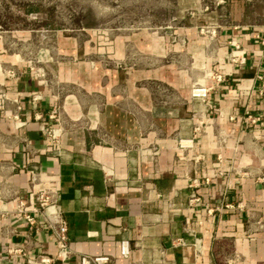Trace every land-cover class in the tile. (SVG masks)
<instances>
[{
    "label": "crops",
    "instance_id": "0c3cea01",
    "mask_svg": "<svg viewBox=\"0 0 264 264\" xmlns=\"http://www.w3.org/2000/svg\"><path fill=\"white\" fill-rule=\"evenodd\" d=\"M239 9L212 41L184 30L202 78L156 68L144 78H55L84 88L63 94L57 141L42 128L56 95L0 53V264H27L10 247L55 254L43 216L30 224L15 210L18 198L31 208L41 187L53 190L72 249L52 264H79L83 253L108 255L105 264H264V20L256 6ZM235 44L245 62L231 60ZM198 84L211 86L206 97L192 95ZM88 98L131 106L102 112ZM87 103L98 119L89 125L78 121ZM179 138L192 144L183 149Z\"/></svg>",
    "mask_w": 264,
    "mask_h": 264
},
{
    "label": "rangeland",
    "instance_id": "374dc122",
    "mask_svg": "<svg viewBox=\"0 0 264 264\" xmlns=\"http://www.w3.org/2000/svg\"><path fill=\"white\" fill-rule=\"evenodd\" d=\"M253 2L0 0V53L15 56L27 72L56 95L53 122L46 125L61 129L63 94L84 93V88L56 82L55 78H144L154 68L165 76L179 77L178 70H182L190 78H202L205 69L201 58L193 63L184 30L193 27L212 41L215 35L211 31L233 23L244 5L256 6L258 20L263 21L264 0ZM195 46L194 53L199 45L195 42ZM210 74L215 78L217 72ZM116 87L122 89L121 84H114V90ZM87 101L102 112L107 105L115 109L131 106L121 98ZM88 103L78 119L85 125L98 120L88 113Z\"/></svg>",
    "mask_w": 264,
    "mask_h": 264
},
{
    "label": "built area",
    "instance_id": "2783aa9c",
    "mask_svg": "<svg viewBox=\"0 0 264 264\" xmlns=\"http://www.w3.org/2000/svg\"><path fill=\"white\" fill-rule=\"evenodd\" d=\"M211 33H215V30H212ZM264 42V37L262 38ZM231 60L238 62H245L246 55L245 50L240 47L238 44H235V49L230 55ZM9 73H13L12 70H9ZM264 76V72L259 75V77ZM223 78L222 74L217 73L215 75V83L220 81ZM211 86L205 84L194 85L191 88V93L194 96L201 98L206 97L207 92ZM261 94L264 93V87L260 90ZM39 94L33 93L32 99L35 100L38 98ZM16 117L15 115H13ZM256 117H253L254 121ZM22 121H19V123ZM48 122L42 126L43 131L46 136L53 141L59 135L60 129L58 128H49ZM191 139L179 138L178 144L180 147L190 146L192 144ZM264 182V175L260 178ZM196 181V178H195ZM197 199L198 197H194ZM15 210L23 218H25L30 224L35 222L34 214H41L44 218L46 226L52 231L55 241H56V252L53 255L47 253H37L34 255H28L26 250L23 247H10L8 248L9 252L20 254L27 264H52L55 260H65L72 253V249L69 246L68 241V227L65 218L58 211L55 199L53 197V190L45 187L38 189L36 193V202L31 208L25 206V200L18 198L16 200ZM119 251L123 256H128L130 252V242L128 239H122L119 243ZM110 260L108 255H92V254H80L79 264H105Z\"/></svg>",
    "mask_w": 264,
    "mask_h": 264
},
{
    "label": "bare ground",
    "instance_id": "6f19581e",
    "mask_svg": "<svg viewBox=\"0 0 264 264\" xmlns=\"http://www.w3.org/2000/svg\"><path fill=\"white\" fill-rule=\"evenodd\" d=\"M188 146L182 147L183 149L187 148Z\"/></svg>",
    "mask_w": 264,
    "mask_h": 264
}]
</instances>
